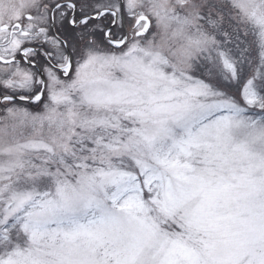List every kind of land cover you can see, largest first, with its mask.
<instances>
[{"label":"snow or ice","instance_id":"1","mask_svg":"<svg viewBox=\"0 0 264 264\" xmlns=\"http://www.w3.org/2000/svg\"><path fill=\"white\" fill-rule=\"evenodd\" d=\"M0 264H264V0H0Z\"/></svg>","mask_w":264,"mask_h":264},{"label":"rangeland","instance_id":"2","mask_svg":"<svg viewBox=\"0 0 264 264\" xmlns=\"http://www.w3.org/2000/svg\"><path fill=\"white\" fill-rule=\"evenodd\" d=\"M253 39H254L253 37H249V40H250V41L253 40ZM36 106H37V105H35V104H33V105H28L29 110L34 111V112H38V110L35 109ZM39 108H40L39 111H42V105H40Z\"/></svg>","mask_w":264,"mask_h":264},{"label":"flooded vegetation","instance_id":"3","mask_svg":"<svg viewBox=\"0 0 264 264\" xmlns=\"http://www.w3.org/2000/svg\"><path fill=\"white\" fill-rule=\"evenodd\" d=\"M37 107H35V109H36Z\"/></svg>","mask_w":264,"mask_h":264}]
</instances>
